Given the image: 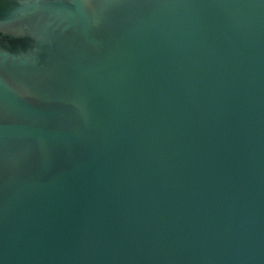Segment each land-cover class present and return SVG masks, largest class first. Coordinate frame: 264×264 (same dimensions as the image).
I'll list each match as a JSON object with an SVG mask.
<instances>
[{
    "label": "water",
    "instance_id": "95a60500",
    "mask_svg": "<svg viewBox=\"0 0 264 264\" xmlns=\"http://www.w3.org/2000/svg\"><path fill=\"white\" fill-rule=\"evenodd\" d=\"M0 264H264V0H0Z\"/></svg>",
    "mask_w": 264,
    "mask_h": 264
}]
</instances>
